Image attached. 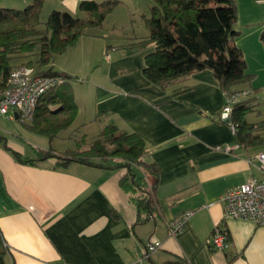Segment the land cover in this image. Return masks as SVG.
Listing matches in <instances>:
<instances>
[{"label":"crops","instance_id":"obj_1","mask_svg":"<svg viewBox=\"0 0 264 264\" xmlns=\"http://www.w3.org/2000/svg\"><path fill=\"white\" fill-rule=\"evenodd\" d=\"M58 1L56 9L74 13L82 1L107 0ZM251 24L243 22L239 29L235 24L240 34L234 42L252 76L239 89L251 91L248 98L259 120L249 123H263L258 134L264 139V47L259 29L249 33ZM126 33L117 43L109 35L87 32L51 67L75 77L78 110L72 126L81 133L78 139H94L108 124L143 139L146 161L157 169L151 212L137 211L132 200L143 194L147 181L127 192L119 184L123 169L78 162L60 167L50 160L22 163L31 159L23 142L0 137L4 264H264V226L222 216L229 190L264 179L254 160L264 153V140L248 148L234 141L230 126L218 120L225 98L211 71L167 89L148 82L142 69L153 48ZM48 149L54 148L49 144ZM187 211L194 214L169 237L168 225ZM215 226L230 235L226 251L206 246ZM152 240L161 247L145 257Z\"/></svg>","mask_w":264,"mask_h":264},{"label":"trees","instance_id":"obj_2","mask_svg":"<svg viewBox=\"0 0 264 264\" xmlns=\"http://www.w3.org/2000/svg\"><path fill=\"white\" fill-rule=\"evenodd\" d=\"M43 2L31 0L23 10L0 8V90L6 88L10 72L20 66L30 67L40 76H60L67 80L39 99L32 119L34 124L27 122L29 131L51 142L72 126L78 110L70 86L75 77L53 71L51 63L90 29L102 26L120 1H82L78 10L85 18L67 11H52L42 23ZM236 21L235 0H152L150 16L145 20L149 37L139 41L142 47L153 48L144 58L143 77L152 85L167 89L195 73L209 70L223 93L240 90L250 83L252 76L247 72L242 51L234 42L240 34L235 29ZM260 40L264 47V31ZM251 101L248 97L242 99L232 105L231 111L234 141L245 148L259 146L264 140L258 134L263 123H249L246 119L253 111ZM34 150L35 158L20 161L34 164L49 158L41 149ZM147 154L139 135L108 124L96 138L90 140L82 136L74 150L60 152L58 166L78 162L105 169H123L125 174L119 184L127 192L139 190V181L148 182L149 173L154 178L151 193L148 191L150 183H146L143 194L132 199L137 211L149 213L157 169L146 161ZM0 264H4L1 233Z\"/></svg>","mask_w":264,"mask_h":264},{"label":"built area","instance_id":"obj_3","mask_svg":"<svg viewBox=\"0 0 264 264\" xmlns=\"http://www.w3.org/2000/svg\"><path fill=\"white\" fill-rule=\"evenodd\" d=\"M67 80L60 76H40L30 67L20 66L13 69L8 77L7 86L0 90V117L17 113V119L30 122L34 115L39 99L49 90L65 84ZM225 104L223 113H230L232 105L247 98L251 91L247 89L233 90L223 93ZM232 132L234 126L229 124ZM254 160L259 163V169L264 173V153H258ZM224 219L250 220L258 226H264V179H250L247 182L229 190L223 197ZM194 214L187 211L176 218L167 227L169 237H175L184 227L185 222ZM206 246L215 251H226L230 247L229 233L215 226L206 240ZM161 247L158 241H148L144 249V256L155 252Z\"/></svg>","mask_w":264,"mask_h":264},{"label":"rangeland","instance_id":"obj_4","mask_svg":"<svg viewBox=\"0 0 264 264\" xmlns=\"http://www.w3.org/2000/svg\"><path fill=\"white\" fill-rule=\"evenodd\" d=\"M119 1V5L108 14L102 26L90 29L88 33L109 35L110 37H114V40L117 43L123 42L124 36L122 34H127L126 32H128V36H131L132 34L140 40H146L149 37V30L146 26L145 20L150 16L152 0ZM30 3L31 0H0V8L23 10ZM57 6L61 8L58 0H45L42 7L40 21L44 23L52 11L64 10L56 9ZM69 13L79 18H85L84 13L79 10L74 13ZM237 13L238 23L236 21V27L238 29L241 28L243 22L247 23V21H249L253 23V25H249V33H253L254 29H259L261 35L264 31V0H238ZM78 50L79 48H77L76 51ZM31 59L35 60V57H32ZM74 84L75 82L70 81V86H74ZM257 117V109H254V111L247 114L246 119L248 122H255V120H259ZM31 124H34L33 120H31ZM28 126L29 123L27 122L22 123L15 119L8 120V118H0V137H17L18 140L25 145L28 156L35 158L36 153L34 149H41L42 152H45L49 157L47 160L55 161L56 164H58V157L60 155V152L58 151H64L66 148L74 149L75 141L81 135L79 131H73L75 126H72L69 130L62 131L55 139H53V141H51V143H48L46 138L30 132L27 128ZM49 144L58 151H55L54 149L47 150ZM147 175V183H150L148 191L151 193V185L154 178L152 175H149V173H147Z\"/></svg>","mask_w":264,"mask_h":264},{"label":"water","instance_id":"obj_5","mask_svg":"<svg viewBox=\"0 0 264 264\" xmlns=\"http://www.w3.org/2000/svg\"><path fill=\"white\" fill-rule=\"evenodd\" d=\"M15 115V119H17V113L14 114ZM221 121L225 124H231L232 119H231V114L230 113H223L221 115Z\"/></svg>","mask_w":264,"mask_h":264}]
</instances>
